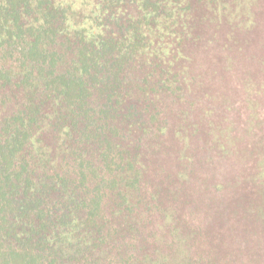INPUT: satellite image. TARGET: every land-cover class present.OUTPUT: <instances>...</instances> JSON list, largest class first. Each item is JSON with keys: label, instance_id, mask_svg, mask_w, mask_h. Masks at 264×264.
Returning <instances> with one entry per match:
<instances>
[{"label": "trees", "instance_id": "1", "mask_svg": "<svg viewBox=\"0 0 264 264\" xmlns=\"http://www.w3.org/2000/svg\"><path fill=\"white\" fill-rule=\"evenodd\" d=\"M256 1L0 0V264H264V120L243 146L217 142L254 168L248 188L243 173L229 195L204 188L219 191L205 205L217 228L186 201L191 161L147 174L193 2L239 24L222 10ZM244 92L264 116V88Z\"/></svg>", "mask_w": 264, "mask_h": 264}, {"label": "rangeland", "instance_id": "2", "mask_svg": "<svg viewBox=\"0 0 264 264\" xmlns=\"http://www.w3.org/2000/svg\"><path fill=\"white\" fill-rule=\"evenodd\" d=\"M256 2L257 4L238 3L234 6L228 3L226 10H222V13L225 11L227 14H242L245 21L239 24H235V19L229 17L216 22L203 20L201 16L205 11L204 7L193 2L192 16L197 12L201 16L199 19L195 17L191 38L180 44L178 49L179 52L181 49V55L178 56L181 58H177L175 62L176 69L179 65L177 62H182L179 67V72L183 74L180 76L182 90L178 92L177 97H169L163 102V116L169 128L162 136L159 135L156 153L150 155V161H147L148 175L160 170L158 166L175 173L180 164L183 166L187 161H191L193 171L190 172L192 175L186 183V201L189 207L194 201H199L198 207H201L206 216L205 223L210 217L207 216L212 213L206 210V201L211 198L219 201V191L216 188L213 190L217 192L213 194L204 192L207 185L228 184L229 195L233 190L232 179L241 173L246 176V187L253 185L247 182V178L254 173L253 165L249 163L250 152H243L245 155L241 158L234 150L227 151L234 153L224 161L223 151L217 147L227 146L226 135L239 136L236 141L239 147L247 141H252V132L262 125H254L247 130V124L264 120V116L252 112V107L258 104L250 102L249 99L255 96L244 92V88H264V0ZM195 37L198 39H193ZM181 69L184 70L180 71ZM229 123L235 127L230 133L223 130ZM218 141L220 145H217ZM251 147L252 144L247 145L249 150ZM211 157L223 162L222 165L207 164L208 158ZM241 179L242 176L239 177V180ZM235 181H238V178ZM239 192H245V189ZM179 199H185L184 191ZM226 207H222L223 213L227 212ZM213 208L217 211L215 205ZM216 217L218 225L221 220ZM209 222L208 219V226L217 228L214 223Z\"/></svg>", "mask_w": 264, "mask_h": 264}]
</instances>
